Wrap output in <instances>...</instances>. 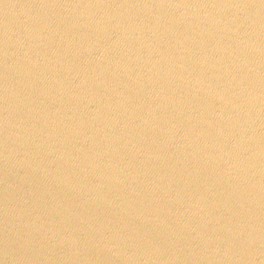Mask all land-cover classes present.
<instances>
[{"label":"water","instance_id":"obj_1","mask_svg":"<svg viewBox=\"0 0 264 264\" xmlns=\"http://www.w3.org/2000/svg\"><path fill=\"white\" fill-rule=\"evenodd\" d=\"M0 264H264V0H0Z\"/></svg>","mask_w":264,"mask_h":264}]
</instances>
